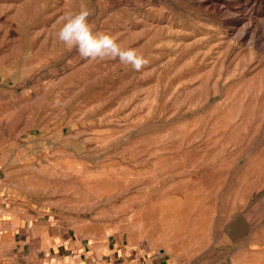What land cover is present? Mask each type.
Here are the masks:
<instances>
[{
	"label": "rangeland",
	"instance_id": "1",
	"mask_svg": "<svg viewBox=\"0 0 264 264\" xmlns=\"http://www.w3.org/2000/svg\"><path fill=\"white\" fill-rule=\"evenodd\" d=\"M81 7L147 65L60 44ZM1 206L84 264H264V0H0Z\"/></svg>",
	"mask_w": 264,
	"mask_h": 264
},
{
	"label": "clouds",
	"instance_id": "2",
	"mask_svg": "<svg viewBox=\"0 0 264 264\" xmlns=\"http://www.w3.org/2000/svg\"><path fill=\"white\" fill-rule=\"evenodd\" d=\"M91 15L87 7L65 11L56 32L58 42L69 51L75 50L86 60H118L121 65L130 66L137 72L147 65L148 60L138 49L122 46L112 35L97 33L89 21ZM61 103L57 98V106Z\"/></svg>",
	"mask_w": 264,
	"mask_h": 264
},
{
	"label": "crops",
	"instance_id": "3",
	"mask_svg": "<svg viewBox=\"0 0 264 264\" xmlns=\"http://www.w3.org/2000/svg\"><path fill=\"white\" fill-rule=\"evenodd\" d=\"M4 208L0 207V264H84L79 247L74 249L61 244V249L53 252L50 245L47 253L44 246L36 244L37 236L20 229L18 216L5 212Z\"/></svg>",
	"mask_w": 264,
	"mask_h": 264
}]
</instances>
